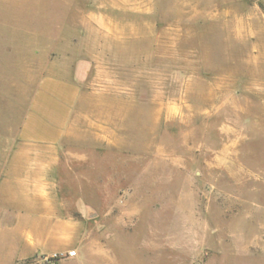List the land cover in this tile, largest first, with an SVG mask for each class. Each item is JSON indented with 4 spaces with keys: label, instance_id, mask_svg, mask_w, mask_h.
<instances>
[{
    "label": "rangeland",
    "instance_id": "1",
    "mask_svg": "<svg viewBox=\"0 0 264 264\" xmlns=\"http://www.w3.org/2000/svg\"><path fill=\"white\" fill-rule=\"evenodd\" d=\"M0 34L30 68L84 56L124 112L105 121L124 148L92 235L107 253L84 264H264V0H0Z\"/></svg>",
    "mask_w": 264,
    "mask_h": 264
},
{
    "label": "crops",
    "instance_id": "2",
    "mask_svg": "<svg viewBox=\"0 0 264 264\" xmlns=\"http://www.w3.org/2000/svg\"><path fill=\"white\" fill-rule=\"evenodd\" d=\"M9 48L0 34L1 77L31 75L32 89L23 82L0 86V117H21L15 133L7 129L11 118L0 133V264H84L89 248L104 261L106 245L92 235L97 228L108 233L103 187L116 179L105 171L109 151L116 154L114 169L124 164L123 147L103 144L113 138L105 121H122L124 112L109 106L108 86L96 87V73L84 77V56L52 54L30 68L7 59ZM91 186L99 193L82 190ZM55 252L75 254L46 259Z\"/></svg>",
    "mask_w": 264,
    "mask_h": 264
},
{
    "label": "built area",
    "instance_id": "3",
    "mask_svg": "<svg viewBox=\"0 0 264 264\" xmlns=\"http://www.w3.org/2000/svg\"><path fill=\"white\" fill-rule=\"evenodd\" d=\"M63 254L64 253L55 252V253L51 254L50 256H48L46 259L47 260H56L59 257V255H63ZM68 254L69 255H74L75 252H69Z\"/></svg>",
    "mask_w": 264,
    "mask_h": 264
}]
</instances>
